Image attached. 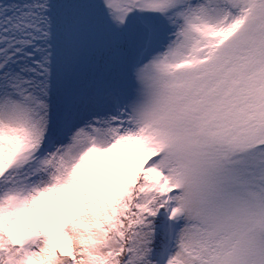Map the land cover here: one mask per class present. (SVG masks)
I'll list each match as a JSON object with an SVG mask.
<instances>
[{"label": "snow or ice", "instance_id": "obj_1", "mask_svg": "<svg viewBox=\"0 0 264 264\" xmlns=\"http://www.w3.org/2000/svg\"><path fill=\"white\" fill-rule=\"evenodd\" d=\"M0 264H264V0H0Z\"/></svg>", "mask_w": 264, "mask_h": 264}]
</instances>
